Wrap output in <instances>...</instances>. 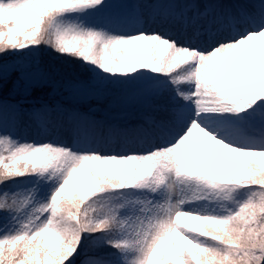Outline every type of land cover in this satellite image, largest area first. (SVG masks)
Listing matches in <instances>:
<instances>
[{"label":"snow or ice","instance_id":"6c2138e0","mask_svg":"<svg viewBox=\"0 0 264 264\" xmlns=\"http://www.w3.org/2000/svg\"><path fill=\"white\" fill-rule=\"evenodd\" d=\"M0 264H264V0H0Z\"/></svg>","mask_w":264,"mask_h":264},{"label":"rangeland","instance_id":"374dc122","mask_svg":"<svg viewBox=\"0 0 264 264\" xmlns=\"http://www.w3.org/2000/svg\"><path fill=\"white\" fill-rule=\"evenodd\" d=\"M49 54H52V58L49 57ZM41 59L44 62L45 60H48L46 64H55L56 66L62 68L65 73L70 77V78H86L87 74L83 72V70L79 67V66H75V64H78V62H70L68 63H64L60 58L56 57L55 53H51L49 50H44L41 52ZM57 59H59L60 61H58ZM81 74V75H80ZM92 104H96V101H92ZM107 105V102L105 101L104 103L99 104L98 106L103 109L105 108ZM88 105H81L82 109L87 108ZM128 112V118L130 120V122L135 123L136 122V118L139 116L138 111L135 108H129L127 109ZM96 115L99 117L101 115V113H96Z\"/></svg>","mask_w":264,"mask_h":264},{"label":"trees","instance_id":"16d2710c","mask_svg":"<svg viewBox=\"0 0 264 264\" xmlns=\"http://www.w3.org/2000/svg\"><path fill=\"white\" fill-rule=\"evenodd\" d=\"M49 51H50V50H49ZM49 57H50V58H52V57H53V56H52V54H49ZM42 59H43V57H42ZM57 60H58V61H60L59 59H57ZM47 61H48V60H45V61H44V63H47ZM60 62H61V61H60ZM68 64H69V63H68ZM75 66L77 67V66H78V64H75ZM80 75H81V74H80ZM87 108H88V106H87ZM87 108H85V109H82V110H85V111H86V110H87Z\"/></svg>","mask_w":264,"mask_h":264}]
</instances>
